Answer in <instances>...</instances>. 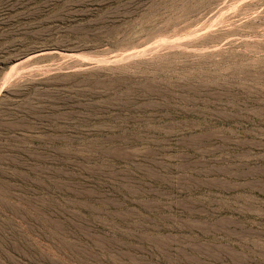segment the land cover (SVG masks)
<instances>
[{
    "label": "rangeland",
    "instance_id": "374dc122",
    "mask_svg": "<svg viewBox=\"0 0 264 264\" xmlns=\"http://www.w3.org/2000/svg\"><path fill=\"white\" fill-rule=\"evenodd\" d=\"M0 264H264V0H0Z\"/></svg>",
    "mask_w": 264,
    "mask_h": 264
}]
</instances>
